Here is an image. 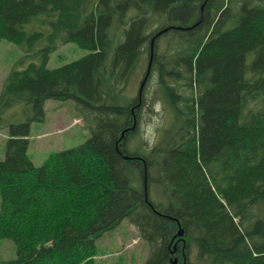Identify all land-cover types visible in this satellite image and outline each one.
Listing matches in <instances>:
<instances>
[{
    "label": "trees",
    "instance_id": "1",
    "mask_svg": "<svg viewBox=\"0 0 264 264\" xmlns=\"http://www.w3.org/2000/svg\"><path fill=\"white\" fill-rule=\"evenodd\" d=\"M0 40L22 50L0 91V239L16 248L0 264H96L124 219L144 264H264V0H0ZM71 42L89 52L50 68ZM48 99L74 100L91 135L38 166ZM159 105L169 122L137 143Z\"/></svg>",
    "mask_w": 264,
    "mask_h": 264
},
{
    "label": "rangeland",
    "instance_id": "2",
    "mask_svg": "<svg viewBox=\"0 0 264 264\" xmlns=\"http://www.w3.org/2000/svg\"><path fill=\"white\" fill-rule=\"evenodd\" d=\"M88 52L76 43L60 44L58 50L51 54L48 66L58 67ZM21 54L22 50L18 45L0 40V91L6 74ZM141 80L142 77L137 76L135 85L130 89L134 95L138 93ZM45 109L46 119L42 122H33L30 132L29 154L38 166L43 164L51 152L77 146L91 135V125L79 116L74 100L48 99ZM156 111L158 113L143 115L140 133L136 136L137 143L146 141L147 147L152 146L160 129L169 122V115L160 105ZM10 113L8 115L3 113L0 118V159H4L6 155L9 134L5 123L9 120ZM152 174L154 177L157 175L155 168L152 169ZM152 186V197L157 201L162 200L163 195L159 186L154 183ZM96 242L98 247L95 255L96 264H144L151 254L150 245L141 238L138 229L129 219L122 220L116 229L104 233ZM15 256L14 242L10 239H0V260Z\"/></svg>",
    "mask_w": 264,
    "mask_h": 264
},
{
    "label": "water",
    "instance_id": "3",
    "mask_svg": "<svg viewBox=\"0 0 264 264\" xmlns=\"http://www.w3.org/2000/svg\"><path fill=\"white\" fill-rule=\"evenodd\" d=\"M149 72H150V66H149V68H148V71H147V75H146V77H145L144 80L142 81L141 88L144 86L145 81H146V78H147ZM140 92H141V91H140ZM125 157H126V158H129V156H125ZM145 180H146V182H147V169H146V172H145ZM177 235H178L180 238L183 239V242H184V245H185L186 241H185V239L182 237V236L184 235V231H183V229H180ZM175 250H176V245H175ZM175 262H177V260H176ZM185 264H187V263L185 262Z\"/></svg>",
    "mask_w": 264,
    "mask_h": 264
},
{
    "label": "bare ground",
    "instance_id": "4",
    "mask_svg": "<svg viewBox=\"0 0 264 264\" xmlns=\"http://www.w3.org/2000/svg\"><path fill=\"white\" fill-rule=\"evenodd\" d=\"M210 15H212V14H210ZM155 83V82H154ZM175 85V84H174ZM157 89V88H156ZM247 90V89H246ZM255 92V91H254ZM196 132V131H195ZM133 174V173H132ZM163 174V173H162ZM173 188V187H172ZM168 192V191H167Z\"/></svg>",
    "mask_w": 264,
    "mask_h": 264
}]
</instances>
